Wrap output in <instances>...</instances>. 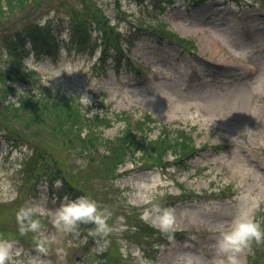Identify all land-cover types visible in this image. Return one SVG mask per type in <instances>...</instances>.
Wrapping results in <instances>:
<instances>
[{
    "label": "rangeland",
    "instance_id": "374dc122",
    "mask_svg": "<svg viewBox=\"0 0 264 264\" xmlns=\"http://www.w3.org/2000/svg\"><path fill=\"white\" fill-rule=\"evenodd\" d=\"M39 1L12 8L9 0L1 3V44L13 35L21 42L32 19L44 25L50 17L51 26L62 33L69 11L60 3L73 6L78 0ZM95 1L123 37L134 23L152 31L126 52L140 70L126 61L100 70L99 52L79 54L66 30L58 55L38 56L31 42L12 53L0 45V102L14 101L19 115L11 120L12 133L30 141L25 146L18 141L15 147L0 132V236L14 241L6 264H98L105 256L117 264H218L219 230L240 210L262 226L264 0H195L198 5L193 0H147L148 6L138 0ZM21 53L30 55L23 60ZM46 86L79 101L78 95L87 94L91 103L83 109L89 114L126 110L135 121L150 118L151 139L165 135L172 140L185 130L201 149L183 162L167 155L163 167L135 163L138 155L128 157L115 172L120 177L102 185L85 182L83 194L97 202L106 231H98L91 220L64 229L56 224V210L65 197H74L53 198L45 189L51 167L42 169L45 150L35 148L39 135L31 128L33 115H25L39 109L31 93H42V103L49 99ZM62 108H46L48 130ZM4 115L0 109V131L9 128ZM119 130L120 123H114L104 136L115 137ZM57 156L61 162L64 153ZM87 168L75 166V178L81 179ZM101 169L104 173L103 165ZM153 205L172 208L171 228L153 223L155 212L145 217ZM28 206L41 211L21 217L20 210ZM30 219H39L38 230L28 227ZM250 254L248 245L238 254L241 264H253Z\"/></svg>",
    "mask_w": 264,
    "mask_h": 264
},
{
    "label": "trees",
    "instance_id": "16d2710c",
    "mask_svg": "<svg viewBox=\"0 0 264 264\" xmlns=\"http://www.w3.org/2000/svg\"><path fill=\"white\" fill-rule=\"evenodd\" d=\"M3 1L5 2V0H0V11H2L1 3ZM28 3L29 0H9L6 4L12 8L20 6V4L26 6ZM71 4V2L70 4L60 3L64 8L68 7L70 35L72 42L75 41V45L79 47L78 49L81 50L95 43L94 47L98 45V42L93 40L91 34L89 35V32L93 28L92 25H95L99 31L98 39H101V36L104 40L102 43L103 48L107 47L109 43L115 42L117 46L114 57L121 55L125 58V48H122V40L124 39H121L114 33L106 20L105 14L95 6V2L93 0H78L73 6ZM88 18L89 22L87 21ZM52 21L53 19L49 18L48 22L42 25L40 21L32 19V23L26 28L29 34H25L20 40L21 42H17V39L13 38L15 35H13L5 37L4 43H0V45H3L4 49L12 53L17 47L20 48L25 42L31 41L36 44L37 49L53 53L59 47L58 35L60 34L51 26ZM139 31L140 29H138ZM141 36L142 34H138V36L130 35L125 41L128 43V46H132ZM106 56L107 54L103 53L101 57L103 65L106 64ZM128 65L132 66L129 61ZM9 87L12 88L10 84ZM13 92L15 91L13 90ZM46 93L49 95V99H46L43 103L40 97L42 93L33 92L30 94L31 98H35V103H37L39 109L36 110L37 107L30 109L25 115L28 113H32L33 115L34 121L31 122V128L35 134L39 135L35 148L45 150L43 153L45 159L40 161L41 167L45 170L51 167L50 173L43 181L50 186L51 194H59V197L73 195L72 197L76 198L84 193L82 185L89 180L92 184L98 182L99 185H102L110 179L120 177L119 175L116 177L115 172L124 164L128 157L131 160L133 156L138 155L140 161L137 160L136 156L134 159L135 163L146 162L147 166H153L163 165V159L168 151L172 154L173 160L177 162H183L198 151L191 144L190 139L187 141V137H184L182 132L176 133L178 136L172 140L166 138L165 135L151 139L149 137L147 119L145 121H133L130 117L124 115V113L115 114L116 120L123 122L120 133L115 137H105L103 135L104 128L110 127L113 122L107 113H96L92 116L87 115L81 110L80 105L76 103L73 97L65 95L56 96L48 91ZM4 101H7V99L4 98L0 102V109H3L7 113L3 118L6 119L4 122L9 125V128L6 126L1 127L0 132L3 133L2 137L6 141L15 143L14 146L16 147V142L19 141L21 144H24L28 140L26 141L23 137L12 133L15 123H12L11 120L15 115H19L18 108L10 100L8 103H4ZM50 105L54 107L62 106L64 108L59 110L58 114L54 117L55 123L52 124L51 130H48L44 120L46 119V108ZM28 118H31L30 114ZM19 121L25 123L26 118L20 117ZM25 125L27 124L22 126L25 127ZM58 152L64 153L61 162L58 160ZM34 155H36V150ZM76 159L81 163L77 164ZM102 165L104 166V173L101 169ZM75 166L77 170H83L88 167L86 170L88 176L85 173L81 179L75 178L76 174L73 173ZM92 170L94 171L90 172ZM58 181L61 182L59 187L56 185ZM261 225V238L259 240L253 238L250 241L252 250L250 257L253 264H259L260 258L264 259V214ZM145 228L150 231L152 229L149 226ZM98 264L117 263L113 261V258L105 256L103 261H99Z\"/></svg>",
    "mask_w": 264,
    "mask_h": 264
},
{
    "label": "clouds",
    "instance_id": "9594fccd",
    "mask_svg": "<svg viewBox=\"0 0 264 264\" xmlns=\"http://www.w3.org/2000/svg\"><path fill=\"white\" fill-rule=\"evenodd\" d=\"M81 106L85 109L91 103L87 94L78 95ZM89 112H95V109ZM58 183H61L58 181ZM41 211L36 206H28L20 210L21 217H31L34 213ZM153 223L158 224L162 229L168 230L174 222L172 208L160 205H153L152 209H146V218L152 216ZM102 211L98 210L97 202L88 195L82 194L76 198L65 197V202L56 210V224L64 229H71L82 220L95 221L98 231H106V225L102 219ZM32 230L40 228L39 219H30L28 225ZM23 231V228L21 229ZM262 232L259 224L246 210H240L226 227H221L217 240V251L220 254L218 264H241L239 253L248 247L253 238L259 240ZM14 241L8 237L0 236V264H5L9 253L13 248Z\"/></svg>",
    "mask_w": 264,
    "mask_h": 264
}]
</instances>
